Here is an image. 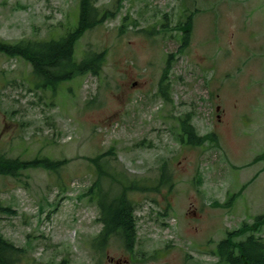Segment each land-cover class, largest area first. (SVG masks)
Masks as SVG:
<instances>
[{
  "label": "rangeland",
  "instance_id": "374dc122",
  "mask_svg": "<svg viewBox=\"0 0 264 264\" xmlns=\"http://www.w3.org/2000/svg\"><path fill=\"white\" fill-rule=\"evenodd\" d=\"M79 0H0V40L59 39ZM112 13L76 54L105 50L99 76L36 88L31 66L0 54V156L65 161L0 175V236L26 249L18 264H226L211 251L264 214V0H99ZM188 10V11H186ZM194 13L183 50L186 15ZM126 19V20H125ZM166 25L165 30L162 27ZM183 25V24H182ZM181 51V52H180ZM171 62L169 98L159 94ZM193 114L201 146L181 142ZM110 149L144 182L134 201L137 243H96V179L86 160ZM163 166L171 186L153 190ZM257 236L264 240V225Z\"/></svg>",
  "mask_w": 264,
  "mask_h": 264
},
{
  "label": "trees",
  "instance_id": "16d2710c",
  "mask_svg": "<svg viewBox=\"0 0 264 264\" xmlns=\"http://www.w3.org/2000/svg\"><path fill=\"white\" fill-rule=\"evenodd\" d=\"M99 0H79L77 26L69 30L59 39L36 40L21 39L16 42L0 40V54L10 58H20L32 68L37 89L51 91L53 94L63 83L71 81L79 76L91 74L99 76L107 61L108 54L102 51H85L82 57L76 54L79 40L89 31L103 26L112 13L100 9ZM188 11V10H186ZM194 13L185 17V22L178 25L182 31L180 48L183 50L189 45L193 29ZM126 20V19H125ZM183 24V25H182ZM165 30L166 25L162 24ZM181 52V51H180ZM175 54H170L166 61L163 78L160 81L159 94L170 101L171 62ZM194 115L189 113L186 117L179 118L181 142L191 146H201L205 140H212V135L200 136L192 124ZM86 160L92 168H95L96 179L89 188L87 194L90 201L97 202L100 210L98 221L102 224V230L95 240L100 248H105L112 238L119 239L124 248L133 253L137 243V226L135 212L136 207L131 195L147 190L144 182L131 178L116 166V152L110 149L95 157H87ZM42 166L43 168L57 172L65 161L51 160L50 158L38 159L33 162H21L8 160L0 156V175H14L19 169L28 165ZM171 186L170 177L163 166L160 180L153 190H159L163 186ZM264 225V214L256 217L253 224L245 223L239 230L229 232L227 237L219 242L218 254L221 262L226 264H264V240L258 237ZM26 249L16 247L12 242L0 236V264H18L20 256H24ZM62 261L60 264H65Z\"/></svg>",
  "mask_w": 264,
  "mask_h": 264
},
{
  "label": "flooded vegetation",
  "instance_id": "af4514ba",
  "mask_svg": "<svg viewBox=\"0 0 264 264\" xmlns=\"http://www.w3.org/2000/svg\"><path fill=\"white\" fill-rule=\"evenodd\" d=\"M218 244H219V243H218ZM218 244H217L216 248L213 249V251H211V252H212V254H213L215 257L218 258L219 263H224V262H221V258H220L219 254H218ZM130 263H131V260H130V261L127 260L124 264H130ZM117 264H119V263L117 262Z\"/></svg>",
  "mask_w": 264,
  "mask_h": 264
}]
</instances>
